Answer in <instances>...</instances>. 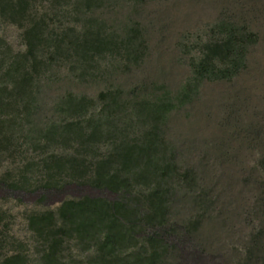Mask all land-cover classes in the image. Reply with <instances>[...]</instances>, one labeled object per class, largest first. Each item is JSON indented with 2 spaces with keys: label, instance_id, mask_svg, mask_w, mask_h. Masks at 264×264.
Returning a JSON list of instances; mask_svg holds the SVG:
<instances>
[{
  "label": "rangeland",
  "instance_id": "obj_1",
  "mask_svg": "<svg viewBox=\"0 0 264 264\" xmlns=\"http://www.w3.org/2000/svg\"><path fill=\"white\" fill-rule=\"evenodd\" d=\"M36 10L48 41L39 50L31 107L10 124L8 148L0 153V261L19 255L22 264H89L93 250L75 238L65 242L57 263L49 262L29 216L55 210L64 195L118 199L141 208L142 217V193L154 183L139 182L118 197L74 183L46 189L50 177L61 182L70 174L50 171L48 155L86 151L100 157L111 149V137L135 141L156 126L162 157L174 163L161 182L166 219L163 225L142 221L138 231L163 238L160 264H264V0H102L90 12L74 0L38 1ZM222 24L256 36L246 67L230 81H197L192 64L205 43L223 37ZM131 29L139 31L134 44L144 45L136 63L123 44ZM98 30L117 47L83 57L70 46L75 37ZM22 34L16 25L0 24V84L26 51ZM107 91L120 92V106L104 109L107 100L89 110L111 121L103 123L94 146L83 150L71 134H48L74 119L64 106L67 95L94 100ZM164 101L173 107L155 121L150 106Z\"/></svg>",
  "mask_w": 264,
  "mask_h": 264
},
{
  "label": "trees",
  "instance_id": "obj_2",
  "mask_svg": "<svg viewBox=\"0 0 264 264\" xmlns=\"http://www.w3.org/2000/svg\"><path fill=\"white\" fill-rule=\"evenodd\" d=\"M48 1L55 5H66L73 0H0V24L10 23L23 29L26 51L20 54L5 70L0 84V153L9 145V129L31 107L32 83L39 65V50L48 41L47 24L38 17L36 3ZM84 11L97 9L102 0H74ZM223 28V37L204 44L202 56L192 64L195 80L230 81L246 67L248 45L255 42V35L238 30L232 25ZM72 31V30H71ZM125 44L127 55L136 63L144 54V45L134 42L139 39L138 29H131ZM64 41V40H63ZM68 44V43H67ZM83 57L101 54L117 47L111 36H104L99 30L86 31L80 37L69 41ZM69 46V45H68ZM120 92H101L96 99L85 96H66L64 106L74 119L60 126H52L48 134H71L76 137L83 150L91 148L102 138L103 123H110L102 112L89 113L97 103L105 108H118ZM173 107L170 101L154 103L150 115L156 120L164 118ZM110 134L106 132V136ZM111 149L107 154L91 158L84 153L64 155L50 153L46 163L50 171L60 174L69 170L67 179L47 180L46 189L64 187L68 184L87 186L94 191L114 196L131 194L137 183L153 182L148 192L142 193L145 214L139 217L141 208H133L118 199L89 197L64 200L55 210L33 213L29 223L34 232L47 246L45 258L49 262L59 260V252L65 242L75 238L92 249L89 264H160L163 253V238L157 234L138 231L142 221L163 225L167 213L166 190L161 182L174 169L171 159L162 157L159 129L154 126L143 137L126 141L111 137ZM11 187L23 188L12 183ZM25 188V187H24ZM38 187H33L35 191ZM133 217L130 219V217ZM127 250H130L127 253ZM137 250V251H135ZM23 258L12 255L0 264H22Z\"/></svg>",
  "mask_w": 264,
  "mask_h": 264
},
{
  "label": "water",
  "instance_id": "obj_3",
  "mask_svg": "<svg viewBox=\"0 0 264 264\" xmlns=\"http://www.w3.org/2000/svg\"><path fill=\"white\" fill-rule=\"evenodd\" d=\"M64 201V195H62L58 200H56L54 203L60 204Z\"/></svg>",
  "mask_w": 264,
  "mask_h": 264
}]
</instances>
